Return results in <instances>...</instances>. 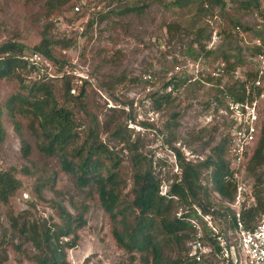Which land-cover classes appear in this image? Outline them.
<instances>
[{"label":"rangeland","instance_id":"1","mask_svg":"<svg viewBox=\"0 0 264 264\" xmlns=\"http://www.w3.org/2000/svg\"><path fill=\"white\" fill-rule=\"evenodd\" d=\"M64 1L0 0V46L14 41L32 49L41 42L49 23L53 37L72 39L69 47H52L59 60L52 61L53 72L61 76L48 81L59 105L72 111L76 120L78 137L70 148L84 143L90 128H96L99 139L121 159L118 171L121 181H126L122 188L127 202L131 199L132 175L138 167L144 172L151 169L160 181V193L167 195L181 178L176 149L184 162L201 163L226 135L229 118L223 113L224 106L216 108L212 89L215 80L206 79L207 70L214 71L222 59L195 57L194 53L201 52L198 43L215 50L216 57L232 56L231 62L242 56L244 67L250 69L248 49L257 39L264 41V0H259L258 9H245L243 5L249 0H224V10L208 8L204 0H180L183 6L173 5L176 0ZM134 6L141 9L127 11ZM66 70L88 74L91 82L80 86L72 74L70 93L66 94L68 83L62 76ZM21 73L28 79L35 76L27 70ZM183 74L192 79L179 89L168 84ZM146 75H151L152 81H147ZM219 78L222 85L231 83L230 76ZM82 90L84 96L80 98ZM21 91L20 81L0 80V105L7 130L6 140L0 144V173L12 172L21 183L8 202L0 198V264H37L39 250L28 228L33 224L41 227L45 221L64 224L63 210L73 222L71 233L62 240L75 238L80 217L86 221L78 228L75 246L65 250L70 264H153L151 258L144 262L142 252H130L117 243L113 227L116 224L123 230V225L114 223L102 208L96 189L80 188L74 177L63 171L58 156H47L39 150L36 140L42 129L38 123L34 122L35 135L32 119L18 114L21 131L17 130L5 103ZM168 94V101L161 98ZM176 113L177 125L166 127ZM209 113L214 116L207 123ZM24 139L30 144L28 156L22 148ZM201 173V183L210 189V169L201 166ZM241 174L247 194L253 195L251 203L256 204V193L264 198V165L255 173L246 167ZM211 196L219 202L214 193ZM173 197L172 215L177 217L198 211L205 199L201 194L199 205ZM212 218L218 229L230 221L226 215L222 223L215 212ZM203 227L209 231L206 222ZM165 238L157 235L165 258L174 262L180 255L186 257L185 248L192 238L185 241L183 250ZM208 263L219 264V260L213 257Z\"/></svg>","mask_w":264,"mask_h":264},{"label":"trees","instance_id":"2","mask_svg":"<svg viewBox=\"0 0 264 264\" xmlns=\"http://www.w3.org/2000/svg\"><path fill=\"white\" fill-rule=\"evenodd\" d=\"M204 1L208 8L220 7L221 10L226 8L224 0ZM172 4L183 6L180 0H176ZM243 6L245 9H258L259 0H249ZM140 9L141 7L134 6L128 7L127 11ZM49 24L43 30L41 42L32 49L14 41H8L0 46V80L16 79L20 81L22 86V91L11 96L5 103V108L15 121L17 130L21 131V123L16 119L18 114H23L32 119L33 125L31 128L35 135H38V133L34 127V122L39 124L42 129L41 135H38L36 140L39 150L47 156H58L63 171L71 174L80 188L94 187L96 189L102 208L109 214L114 223L123 225V230H120L116 224L113 227L114 237L122 248L130 252L135 250L142 252L144 262H149L151 258L153 264H197L189 255L187 256L189 248H185L186 257L180 255L174 262H170L163 254V247L157 239V235L163 234L166 237L165 239L172 240L178 247L180 246L181 250L184 249L185 241L194 237L195 229L186 217L194 215L195 211L185 213L180 217L172 215L175 207L173 196L186 204L196 202L200 205L199 196L203 194L205 197L202 202L204 210L214 208L215 214L220 217L226 215L232 217L234 215V210L229 203H232L235 199L237 182L234 179L232 180L233 171L227 153V136L225 135L212 148V155H209L201 163L184 162L182 153L176 149L177 157L182 166L181 178L172 184L167 195L160 193V181L151 169L144 172L138 167L132 175L131 199L127 202L123 198L122 188L123 183L126 184V181H121L118 171L121 159L110 150L106 143L99 139L96 128H90L84 143L70 148V145L74 142L73 140L78 137L74 114L67 107L59 105L51 87L52 82L43 79H28L21 73L22 70L27 68V62L22 58L26 51L36 50L45 54L51 60L59 62L52 53V47H69L72 44V39H56L49 34L51 27ZM198 44L201 52L193 54L190 49L189 53L195 55V57H204L205 60L210 57L221 58V63L225 64L224 74L231 78L229 85H222V78L206 77L208 81L215 80L212 89L217 103L216 108L224 106L228 98L233 96L236 99H243L246 80L238 77L237 72L246 75L247 80L255 77L253 70L248 69L247 66L244 67V57L241 56L237 62H231L232 56L223 54L221 57H216L217 52L208 47L207 44L201 42ZM248 51L250 56H253L261 52L262 47L255 45L249 48ZM63 78L68 83L66 94H69L72 76L65 74ZM191 79V75L183 74L174 77L168 84H172L179 89ZM146 80L150 81L149 79ZM83 96L84 91L82 90L80 98ZM161 98L168 101L170 94L161 96ZM3 115L4 110L0 105V144L6 140L7 136ZM177 118H179L178 113L173 115L165 126L177 125L175 122ZM22 148L24 154L28 156L30 144L25 139ZM263 165L264 121L256 147L247 162V170L255 173ZM201 166L210 169V189L204 187L201 183ZM257 181H262L261 176H258ZM20 184V181L14 177L12 172H1V200L8 202ZM37 190H41L40 185ZM208 190H212V193L219 198V202L212 198V193L209 194ZM256 197L257 203L255 205L242 210L243 220L247 228H252L264 213V198L260 196L259 192L256 193ZM63 214L66 215V219L62 225L49 224L45 221L41 227L33 224L28 228V231L31 232V238L39 250V255L35 258L37 264H70L67 261L65 250L68 247L75 246L79 237L77 234L78 228L85 225L86 221L80 217V223L75 229V238L65 241L62 240V237L67 238L71 233L73 218L68 212L66 213V210H63ZM16 221L14 219V222ZM229 226L233 227L232 220H230ZM205 229L209 230L206 232L207 238L211 239L212 243H215L214 245L218 248L216 241L211 237L210 229L208 227ZM210 259H207V263Z\"/></svg>","mask_w":264,"mask_h":264},{"label":"built area","instance_id":"3","mask_svg":"<svg viewBox=\"0 0 264 264\" xmlns=\"http://www.w3.org/2000/svg\"><path fill=\"white\" fill-rule=\"evenodd\" d=\"M75 10L79 11L80 6L76 5ZM215 37H217L216 34ZM255 45L262 47L261 52L249 56L250 70L254 71L255 77L247 80L246 75H240L241 79L246 80L244 98L236 99L234 96L228 98L223 107V113L226 118H229L226 136L227 153L233 171L232 180L237 182L235 199L229 203L234 210V215L230 217L233 227L229 226L230 221L226 225L225 218L221 216L219 220L225 225L218 229L212 218L214 208L204 210L203 207H199L198 211L194 210V215L186 217L195 229L194 237L189 243L188 255L197 264H208L207 259L213 257L219 260V264H264V213L252 228H247L242 216V210L255 203H251L253 195L247 194L241 173L246 169L247 162L256 147L264 121V41L257 39L253 46ZM22 58L27 62L25 70L35 75L34 78H30L32 80L49 81L61 76L53 72V60L39 51L32 50L24 54ZM207 71V76L214 78L225 76V64L220 63L214 71ZM65 74L75 76L76 71L66 70L63 72V75ZM76 76V82L80 86H83L86 81L91 82L88 74ZM145 79L152 81V76L146 75ZM75 91L76 89H72V92ZM213 116V113L208 114L207 123L212 122ZM248 195L252 198L250 202ZM204 222L207 223L211 237L216 241L218 248L211 239L207 238L203 227Z\"/></svg>","mask_w":264,"mask_h":264}]
</instances>
